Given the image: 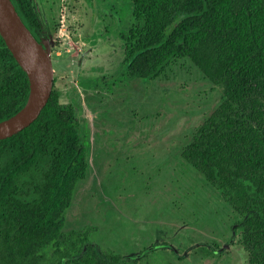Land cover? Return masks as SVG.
<instances>
[{"label": "trees", "instance_id": "1", "mask_svg": "<svg viewBox=\"0 0 264 264\" xmlns=\"http://www.w3.org/2000/svg\"><path fill=\"white\" fill-rule=\"evenodd\" d=\"M14 1L25 23L38 26L32 1ZM131 1L128 75L154 79L188 58L220 90L181 154L238 214L231 227L246 264H264V0ZM28 92L27 74L0 35V120ZM85 132L53 85L38 117L0 139V264H178L177 253L158 244L123 255L96 243L88 227L64 230L88 170ZM195 250L215 253L205 244Z\"/></svg>", "mask_w": 264, "mask_h": 264}, {"label": "rangeland", "instance_id": "2", "mask_svg": "<svg viewBox=\"0 0 264 264\" xmlns=\"http://www.w3.org/2000/svg\"><path fill=\"white\" fill-rule=\"evenodd\" d=\"M32 2L45 30H54L43 39L55 88L62 103L79 99L89 143L64 230L88 227L91 239L123 255L158 244L175 251L178 264H246L231 227L238 214L181 154L220 90L188 58L154 79L124 75L131 0ZM200 244L215 253L195 250Z\"/></svg>", "mask_w": 264, "mask_h": 264}, {"label": "water", "instance_id": "3", "mask_svg": "<svg viewBox=\"0 0 264 264\" xmlns=\"http://www.w3.org/2000/svg\"><path fill=\"white\" fill-rule=\"evenodd\" d=\"M0 35L26 72L29 83L23 106L0 120L1 139L22 130L38 117L53 88L54 66L51 51L25 23L13 0H0Z\"/></svg>", "mask_w": 264, "mask_h": 264}, {"label": "flooded vegetation", "instance_id": "4", "mask_svg": "<svg viewBox=\"0 0 264 264\" xmlns=\"http://www.w3.org/2000/svg\"><path fill=\"white\" fill-rule=\"evenodd\" d=\"M32 1V0H31ZM13 2H14V4H15V1L13 0ZM33 3V2H32ZM16 5V4H15ZM34 5V4H33ZM32 31H33V33L35 34V36L38 38V39H41V40H43L44 41V37L46 36V35H52V33H53V29L51 28V27H48V31H46L45 30V28H44V26L42 25V23L40 22V20H39V25L38 26H35V27H33L32 29H31ZM125 51H126V49H125V46H124V57H123V60H122V65L124 66V61H125ZM119 75H123V73L122 72H119ZM124 75H127V72L125 71V73H124ZM131 78H132V76H131ZM136 78V77H135ZM53 85H55V81H54V84ZM95 86H96V84H94ZM94 85L93 84H91V86H90V88L93 86V88H94ZM94 92L92 93L94 96L96 95V94H101L100 93V88L98 87V88H94ZM57 92L59 93V91L57 90ZM95 92H97V93H95ZM74 93H75V91H73L72 89L71 90H69V95H68V97L70 98V99H73V98H75V96H74ZM73 97V98H72ZM76 97H77V95H76ZM90 96H88V102L89 103H93L95 100L93 99V98H89ZM59 99H60V95H59ZM60 101H61V99H60ZM75 101H77V102H79V99H74L73 100V102H72V100H71V102L70 101H68L67 103H64V104H67V105H71L74 109H75V111H76V113H77V116L81 119V124L83 125V126H86V124L84 123V120H85V117H81L80 116V114H79V112H80V106L78 105V104H75L74 102ZM99 102H102V99H99ZM94 117H96V115H93ZM85 134H86V132H85ZM86 138H87V134H86ZM87 141H88V139H87Z\"/></svg>", "mask_w": 264, "mask_h": 264}]
</instances>
